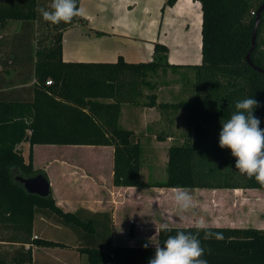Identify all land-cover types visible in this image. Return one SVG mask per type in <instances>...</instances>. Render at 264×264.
Returning <instances> with one entry per match:
<instances>
[{
  "label": "trees",
  "instance_id": "obj_1",
  "mask_svg": "<svg viewBox=\"0 0 264 264\" xmlns=\"http://www.w3.org/2000/svg\"><path fill=\"white\" fill-rule=\"evenodd\" d=\"M176 1L165 0L164 6ZM194 1L201 8V60L173 66L167 61L168 48L158 42L152 60L146 62H127L121 56L114 62L64 61L62 34L77 16L69 23L53 24L38 11V7L51 10L52 0H0V30L10 21L20 23L9 39L0 35V48L12 57L9 63L5 61L10 66L16 59H25V73L34 77L32 101L0 99V242L16 245L10 251L0 247V264H32V245L69 246L34 238L36 216L84 230L80 236L87 244H80L77 251L86 254L88 264H148L154 258L155 245L112 243L109 213L64 211L55 203L50 187L46 195L29 193L17 178L42 175L48 181L44 171L33 167L34 144L95 145L113 148L114 186L149 185L140 175L142 146L132 130L119 124L122 104L158 107L168 115L184 110L186 126L192 131L191 136L183 134L181 143L168 147L165 178L153 186L264 189L255 177L235 169L231 150L219 146L222 120L230 118L239 100L252 97L259 102L253 115L264 130V73L257 69L264 70V9L259 13L250 53L253 65L246 61L256 12L264 0ZM79 2L76 0L77 8ZM41 27L48 30L45 35H37ZM183 66L194 71L195 97L157 103V74ZM48 79L50 84H46ZM22 142L29 145L27 160L17 148ZM163 227L158 228L156 237L161 246L177 231H196L195 225L167 226V231ZM207 230L224 236L223 240H205L204 231L200 232L206 250L202 258L208 264H264V228L207 226ZM129 234H133L132 228ZM90 236L92 241L87 238Z\"/></svg>",
  "mask_w": 264,
  "mask_h": 264
},
{
  "label": "crops",
  "instance_id": "obj_2",
  "mask_svg": "<svg viewBox=\"0 0 264 264\" xmlns=\"http://www.w3.org/2000/svg\"><path fill=\"white\" fill-rule=\"evenodd\" d=\"M164 3L165 0H80L78 9H82V14L78 15V20L66 28L62 34V59L64 61L114 62L121 56L127 62H146L152 60L153 46L155 42H158L168 48L167 61L170 65L200 63V3L194 0H177L172 6H164ZM6 52L5 48H0V99L32 101L34 77L25 73L27 69L24 68L25 64H22L25 59H16V63L9 66L7 62L9 63L12 57ZM30 70L32 72L31 66ZM156 102L169 101L160 100L157 95ZM178 114L185 116L182 110ZM170 118L172 117L158 107L122 104L119 124L133 131V137L140 142L144 152V149L167 145L170 141L169 134L175 133L171 127H175L177 123L175 118L169 122ZM159 137L165 138L159 140ZM40 145H45L43 147L54 145L34 144L32 164L35 169L44 171L47 177V167L55 166V181L48 177L55 203L68 212L81 209L90 213H109L112 219V243L122 244L116 239H118V232L121 233L124 228L126 230L122 233L123 236L137 239L138 234L143 231L145 237L150 235L154 238L153 245H155L159 227L195 225V219L188 220V217L179 216L177 211H173L174 207L178 206L173 199V194L177 190L189 188L114 186L111 146L92 145L90 148L97 149V155L93 159L81 160L70 158L66 154H58L52 155L51 160L47 161L43 155L39 156L37 153ZM61 146L67 148L66 145ZM28 148V143L23 142L22 155L25 160H27ZM148 166L149 169L142 161L140 175L145 182L150 181L152 175V165ZM237 190L239 189H233V191ZM197 196L200 197V195ZM203 204L212 205L211 201ZM97 219L101 220V217ZM206 225L229 226L217 222ZM49 226L57 228L40 216L35 218L33 235L53 239L47 236L50 232ZM257 227L264 228V225ZM130 228L133 231L132 235L129 234ZM87 238L92 241L91 236ZM101 238L103 240L104 236L102 235ZM56 241L69 246L32 245V264H88L86 254L77 251L79 244L66 240L64 242L63 238ZM139 244L140 242L122 245ZM26 247L28 244H25Z\"/></svg>",
  "mask_w": 264,
  "mask_h": 264
},
{
  "label": "rangeland",
  "instance_id": "obj_3",
  "mask_svg": "<svg viewBox=\"0 0 264 264\" xmlns=\"http://www.w3.org/2000/svg\"><path fill=\"white\" fill-rule=\"evenodd\" d=\"M20 27L19 21H10L7 26L0 30L1 39H9L16 30L18 31ZM48 30L45 27H41L37 30V35H45ZM47 43V42H46ZM154 79V78H153ZM158 83V88L156 93L160 100H168L169 102H175L181 99H193L195 97V87L196 81L194 76V71L187 67H176L175 69H167L164 73L159 72L155 78ZM184 111V110H183ZM172 116L169 114L170 120L172 122L175 118L177 123L173 128L170 135V141L167 143L168 147L175 142L181 143L184 140L183 134H189L191 136L192 131L186 126L185 116L178 114ZM167 145L160 147H153L152 149H144L142 161L146 164V168L149 169L148 165H152V175L150 176L149 187L161 188L153 186L152 183L164 179V166L167 161ZM40 145L37 149L39 156L43 155L48 160H51V156L58 154H66L70 158L74 159H93L97 155V149L90 148L92 145L81 146V145H66L67 148H62L61 145H54L53 147L46 145ZM95 146V145H93ZM23 142L18 144L17 148L22 151ZM46 149V150H45ZM25 152V151H24ZM26 155V154H25ZM49 179L55 181L56 170L55 166L47 167ZM147 171V170H146ZM12 173H16L12 170ZM47 177V179H48ZM145 178V176H143ZM158 189V190H159ZM192 197L191 205L184 209L179 206L174 207L173 211H177V215L188 217L196 221L199 219H204L206 224L221 223L227 224L229 226H240V227H257L258 225H264V189L252 188V189H239L233 191L230 188L213 189V188H189L184 189ZM197 195H200L198 197ZM212 205L203 204L210 202ZM203 204V205H202ZM39 216H36L38 218ZM53 226H49V232L47 236L55 240H60L63 238L64 242L69 241L74 244L86 245L81 239L80 234L85 232L81 228L72 227L59 222ZM129 228V227H128ZM127 228V230H128ZM126 230L124 228L122 232H118L116 239L117 242L122 244H132L140 242V244L153 245L154 238L148 235L145 237L143 231L137 236V239H132L130 236H123L122 233ZM152 232V230H151ZM150 232V233H151ZM149 233V234H150ZM143 240H145L143 242ZM62 241V240H61ZM142 242V243H141ZM0 247L4 250H12L16 247L15 244L10 243H0Z\"/></svg>",
  "mask_w": 264,
  "mask_h": 264
},
{
  "label": "clouds",
  "instance_id": "obj_4",
  "mask_svg": "<svg viewBox=\"0 0 264 264\" xmlns=\"http://www.w3.org/2000/svg\"><path fill=\"white\" fill-rule=\"evenodd\" d=\"M50 8L51 10H46L38 7V11L45 21L53 24L69 23L82 14V9L77 8L76 0H52ZM258 106L259 102L252 97L235 102V111L230 118L222 120L219 146L231 150L232 156L236 158L235 169L249 178L255 177L257 182L264 185V130L260 128V120L253 115ZM173 199L184 209L192 203V197L184 190H177ZM195 228V233L177 231L175 235H169L163 246L156 243L154 258L148 264H208L202 258L206 250L201 245L200 232L204 231L205 240H223L224 236L220 232L207 230L204 219L197 220ZM162 230L167 231V226Z\"/></svg>",
  "mask_w": 264,
  "mask_h": 264
},
{
  "label": "water",
  "instance_id": "obj_5",
  "mask_svg": "<svg viewBox=\"0 0 264 264\" xmlns=\"http://www.w3.org/2000/svg\"><path fill=\"white\" fill-rule=\"evenodd\" d=\"M263 9H264V3H262L259 6V8L257 9L256 22H255L254 28L252 30V35H251V45H250V48L246 54V61L250 65H253L251 62V59H250V53L255 46V35H256L257 26L259 23V19H258L259 13ZM257 69L264 73V70H261L259 68H257ZM17 178L22 183L24 189L29 193H37L39 195H46L47 192L49 191V182L45 178H43L42 175H35V176H31V177L18 176Z\"/></svg>",
  "mask_w": 264,
  "mask_h": 264
},
{
  "label": "built area",
  "instance_id": "obj_6",
  "mask_svg": "<svg viewBox=\"0 0 264 264\" xmlns=\"http://www.w3.org/2000/svg\"><path fill=\"white\" fill-rule=\"evenodd\" d=\"M50 83H51V80L48 79V80L46 81V84H50ZM33 237L36 238V235H33Z\"/></svg>",
  "mask_w": 264,
  "mask_h": 264
}]
</instances>
